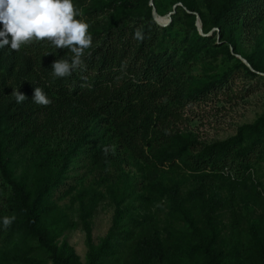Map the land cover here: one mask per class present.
Here are the masks:
<instances>
[{"label": "rangeland", "instance_id": "rangeland-1", "mask_svg": "<svg viewBox=\"0 0 264 264\" xmlns=\"http://www.w3.org/2000/svg\"><path fill=\"white\" fill-rule=\"evenodd\" d=\"M108 1L73 0L79 13L76 18L89 25L91 37L100 39L108 24L113 13ZM215 1L222 0H142L138 12L119 11V16L128 17L150 8L165 24L167 13L176 7V37L169 42L184 48L192 36L184 13L186 5H194L204 18V25L199 19L197 33L212 35L218 48L203 49L186 62L177 54L173 63L178 75L196 91L212 81L209 76L231 71L224 88L181 106L182 119L173 138L165 140L155 131L147 135L145 159H134L120 149L108 126L97 120L87 133L90 144L75 150L60 183L40 196L41 182L37 188L32 184V154L43 152L39 142L24 137V131L4 140L2 158L10 159L11 178L29 183L32 202L41 197L40 233L69 264H145L147 260L150 264H264V125L252 151L228 157L229 151L254 141L256 134L250 127L264 120V5L255 38L246 36L235 23L224 32L213 27L208 5ZM192 15L196 19V13ZM169 24L156 23L160 28ZM237 135L239 141L214 149L215 168L202 167L199 153L186 143L190 139L198 148L213 146ZM99 148L103 153L107 148L111 157L94 154V161L89 158L87 149ZM4 195L11 203L18 194L7 188ZM13 214L7 208L0 218ZM22 224L18 218L7 229L0 223V264H60ZM154 231L161 259L154 252ZM200 236L210 237L209 255L199 243Z\"/></svg>", "mask_w": 264, "mask_h": 264}, {"label": "trees", "instance_id": "trees-1", "mask_svg": "<svg viewBox=\"0 0 264 264\" xmlns=\"http://www.w3.org/2000/svg\"><path fill=\"white\" fill-rule=\"evenodd\" d=\"M141 2L108 1L113 13L102 36L100 39L92 36V45L85 50L83 57L84 69L75 70L70 76L54 78L51 75L52 63L70 55L68 49H56L46 41L23 45L19 51L8 47L0 49V107L3 108L0 113V177L4 180L0 184V216L11 208L15 218L22 220L24 231L51 254L53 261L60 264H69V259L58 257L55 245L38 228L40 196L60 183L68 159L75 155V150L90 144L86 140L92 124L101 121L108 126L120 149L128 151L134 159L143 160L147 135L155 131L165 140L173 138L181 123V106L202 101L212 91L224 88L231 74L230 70H225L220 77L209 76L212 81L200 90L186 87L173 63L177 54L180 60L186 62L201 54L203 49L218 48L213 44L212 35L205 37L196 31V19L192 14L196 13L204 25L202 13L194 5H186L188 12L184 16L188 19L187 33L192 32V36L184 48H178L169 42L173 36L176 37L173 32L175 10L170 24L165 28L156 25L150 8L136 16H119V11L125 9L138 12ZM263 5L264 0L215 1L213 6L208 5L210 22L220 32H224L230 23H235L246 36L256 38L263 20ZM138 31L142 38H136ZM248 74L256 76L254 73ZM35 87L43 89L51 100L50 105L41 106L32 102ZM13 90H19L27 100L16 103L11 96ZM263 125L264 120H259L251 126L256 134L254 141L243 148L229 151L228 157H243L252 151L261 140ZM22 131L25 132L24 137L39 142L43 150L32 154L35 166L32 184L37 188V182H41L38 185L40 196L33 202L28 190L29 183H20L11 178L10 159L2 158L4 140L16 137ZM239 138L237 135L225 142L200 148L193 140L187 139L186 143L191 150L199 153L202 167L215 168L214 149L226 148ZM52 143H56L55 147H52ZM94 154L102 156L105 152L100 148L96 151L87 149V155L93 161ZM107 155L111 157L109 151ZM34 157L38 159L36 163ZM227 159L223 161V167ZM3 188L14 190L18 194L17 199L10 203ZM33 190L35 193L36 189ZM198 239L204 252L209 255L210 237L200 236ZM153 247L156 256L161 259L162 251L156 231L153 233ZM145 264H150V261L147 260Z\"/></svg>", "mask_w": 264, "mask_h": 264}, {"label": "clouds", "instance_id": "clouds-1", "mask_svg": "<svg viewBox=\"0 0 264 264\" xmlns=\"http://www.w3.org/2000/svg\"><path fill=\"white\" fill-rule=\"evenodd\" d=\"M79 15L73 0H0V49L19 51L21 46L33 42H49L56 49H68L70 55L55 60L51 65L54 78L70 76L73 71L84 69L85 50L92 45L89 25L76 17ZM136 38H142L138 31ZM16 103L27 97L13 90ZM32 102L48 106L51 100L40 87H35ZM107 155L108 149H104ZM15 215L0 218L7 229Z\"/></svg>", "mask_w": 264, "mask_h": 264}, {"label": "water", "instance_id": "water-1", "mask_svg": "<svg viewBox=\"0 0 264 264\" xmlns=\"http://www.w3.org/2000/svg\"><path fill=\"white\" fill-rule=\"evenodd\" d=\"M150 5H152V2H150ZM174 9H175V7L173 8V11L170 12V13L167 15V16H168V22L165 23V24H161V23L157 20V17H156L157 14L155 13V11H152V16H153L154 21H155L158 25H160V26H162V27L166 26V25L169 24L170 21H171V16H172V14L174 13ZM195 25H196V28L198 29V31L200 32V31H201V26H200V20H199V16H198V15L196 16V23H195Z\"/></svg>", "mask_w": 264, "mask_h": 264}, {"label": "bare ground", "instance_id": "bare-ground-1", "mask_svg": "<svg viewBox=\"0 0 264 264\" xmlns=\"http://www.w3.org/2000/svg\"><path fill=\"white\" fill-rule=\"evenodd\" d=\"M168 15V14H167ZM156 17H157V15H156ZM168 22V16H167V19H166V23Z\"/></svg>", "mask_w": 264, "mask_h": 264}]
</instances>
